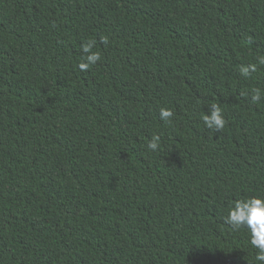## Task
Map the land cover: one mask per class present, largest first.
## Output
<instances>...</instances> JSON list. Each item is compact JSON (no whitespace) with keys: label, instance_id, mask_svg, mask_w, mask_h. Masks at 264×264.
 Returning a JSON list of instances; mask_svg holds the SVG:
<instances>
[{"label":"trees","instance_id":"1","mask_svg":"<svg viewBox=\"0 0 264 264\" xmlns=\"http://www.w3.org/2000/svg\"><path fill=\"white\" fill-rule=\"evenodd\" d=\"M262 56L264 0H0V264H264L227 223L264 199Z\"/></svg>","mask_w":264,"mask_h":264},{"label":"clouds","instance_id":"2","mask_svg":"<svg viewBox=\"0 0 264 264\" xmlns=\"http://www.w3.org/2000/svg\"><path fill=\"white\" fill-rule=\"evenodd\" d=\"M95 42L89 41L83 45V51L88 53L85 61L79 64L81 71L88 70L91 65L97 63L100 60V54L93 52L91 49L94 47ZM260 65H264V56L258 60ZM257 65L250 64L248 66H242L240 73L247 78L251 72H255ZM262 93L260 90L253 92L252 100L254 102L260 101ZM173 113L169 109L162 108L160 110V118L162 120H168ZM204 123L209 128H215L216 130L223 129L225 120L221 115V109L219 106L213 104L210 114L202 116ZM159 137H153L149 142L148 148L155 150L158 146ZM227 223L235 228L246 226L251 233L250 243L258 250L256 260L264 262V199L260 197H251L244 200H237L234 207L230 210L227 217Z\"/></svg>","mask_w":264,"mask_h":264}]
</instances>
